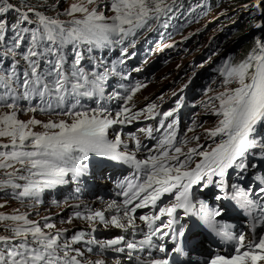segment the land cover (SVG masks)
<instances>
[{
	"label": "snow or ice",
	"instance_id": "obj_1",
	"mask_svg": "<svg viewBox=\"0 0 264 264\" xmlns=\"http://www.w3.org/2000/svg\"><path fill=\"white\" fill-rule=\"evenodd\" d=\"M262 3L264 0H256L253 7L261 10ZM175 6V0L172 4L167 0H77L64 11L63 15L71 18L65 23L45 14L47 7L54 5L45 7L39 0L36 4L0 0V196L34 206L41 202L45 190L75 182L79 191L82 179L90 174V157L100 158L97 165L122 161L134 164L140 174L117 185L122 189L123 203L108 205L116 214L108 218L101 210L75 211L73 218L124 231L135 229L137 219L147 226L139 241H127L123 236L104 242L85 241L83 231L69 236L48 217L42 223L19 209L10 215L0 213V233H7L0 234V264H106L102 258L86 259V253L94 249L84 248L82 242L95 244L101 253L127 250L134 264H200L199 242L186 240L178 210L197 217L221 240L235 242L234 255H215L204 264L264 261V176L256 177L259 183L255 189L231 185L232 195L226 193L229 170L244 179L257 167V160L264 166V41L257 40L256 49L243 62L226 63L220 72L224 90L202 102L219 118L214 128L206 130L214 146L188 147L191 141L198 142L199 136L177 139L174 112L181 101L174 110L163 113L154 112L156 104L133 112L134 105L129 102L140 84L125 88L123 96L117 91L106 94L108 78L116 68H107L96 50L119 44L121 54L127 56L125 42L134 47L151 23L160 22ZM11 13L15 17L10 20ZM163 27H168L167 21ZM255 27L264 25L257 23ZM113 100L123 101L115 113L108 106ZM29 113L33 115L27 121L20 119ZM37 113L50 118L41 121L35 118ZM145 113L148 119L162 116L155 131L164 129L165 133L154 149H147L144 159L137 160L120 150L119 134L108 138V130ZM169 117L172 120L166 124ZM36 127L43 131H34ZM140 131L155 138L151 127ZM142 147L137 139L136 149ZM195 185L202 189L213 186L225 194L217 195V200L235 201L251 218L252 239L246 242L244 233L234 235L229 225L218 221L221 211L210 209L204 201L197 206L192 191ZM165 195L171 198L167 203L162 200ZM157 201L162 206L158 207ZM149 206L155 214L136 215L138 209ZM154 237L165 243H154ZM152 249L162 255H153ZM144 252L148 258H133V253Z\"/></svg>",
	"mask_w": 264,
	"mask_h": 264
},
{
	"label": "rangeland",
	"instance_id": "obj_2",
	"mask_svg": "<svg viewBox=\"0 0 264 264\" xmlns=\"http://www.w3.org/2000/svg\"><path fill=\"white\" fill-rule=\"evenodd\" d=\"M249 1L250 0H247L246 4L243 6L245 9H242V6H239L234 10L230 11L228 10L230 9L229 7H232V4L230 3L226 6H221L219 4L216 7L209 8L206 10L204 17L201 16L199 21L195 22L191 26L186 27L178 36L173 39V42L168 44L171 45V47H169L168 45L154 46L153 53L162 52V57L165 62L162 63V66L160 65L159 71L156 73V75L149 82H147V87H141L140 90L136 92L135 96L133 97V100L129 102L130 105H134L132 111H140L146 108L149 104H154V100L157 104H163L168 99L165 96L169 95V91L175 93V96L171 102L173 104H176L178 101H184V103L181 104L185 105L184 111H187L186 107H189L192 110V113L187 112L184 116L186 122L187 137L189 139L192 136L200 137V140L198 142L191 141L188 146L196 147L197 144L214 146L212 139L206 135V130L214 128L215 125L218 123L219 118L216 115L212 114L210 110H207L204 107V104L202 103L207 102L209 100V97L212 96L209 95L206 97V99L198 101L201 96L194 95L192 93L189 94V92L186 93L187 86L185 85L190 83V81L192 80L191 78L194 77V74L197 72V69H204L210 63V58L203 53L206 44H208L211 39L216 35L223 34L225 32L224 28H228L230 24H234L237 22L240 23L241 14H248L255 10L258 13L259 18L257 23L264 25V12L262 11L264 3H262L261 10H257L253 7V4L256 2V0L253 2ZM43 2L50 3L46 6H55L51 8L47 7V15L53 18H58L60 21H64L66 19H70V17L63 15L64 11L68 9L71 4L76 3L77 0H45ZM246 5L247 8L245 7ZM107 14L110 15L109 12ZM236 15L238 16L237 19L234 18ZM232 19L234 20L232 21ZM256 29L260 31V37H264V27H254L253 30ZM166 41L167 40H165V42ZM142 43H146V45L151 48L146 39H143ZM226 44L228 43H224L223 45ZM236 45L237 41L228 44L225 49L226 51H233L235 50ZM124 46H127V49L131 47L127 41L125 42ZM121 48L122 46L119 44H112L104 49L112 52L121 53ZM209 73L210 71L207 70L204 75H208ZM174 77L175 79L173 80ZM216 83L217 82H215L214 84ZM220 89L221 88H217L214 90H219V92H221L222 90ZM214 90H212L211 92L213 93ZM122 105L123 101L121 100L119 102V106L121 107ZM193 115H195L196 118L193 117ZM31 116L32 115H21L20 119L27 121ZM35 118L41 121H47L39 118L37 115H35ZM189 128H192L193 131H188ZM254 170L255 169L253 168L250 171ZM234 176L235 174L232 173L230 179H233ZM211 187L212 186H209L207 189H210ZM4 198L0 197V204L5 205V207L0 208V213L4 215L14 214L17 209H19V212L21 213H28L27 211L33 210L43 211L48 209L43 199L40 200L41 202L39 204L33 206V204L28 201L22 204L20 201L17 200H11V202H8V198ZM72 208L73 207L65 208L64 216L66 220H68L70 215L76 211ZM30 219L35 220V216L30 215ZM0 227H3V225L0 224ZM3 234L6 235L7 233L3 232Z\"/></svg>",
	"mask_w": 264,
	"mask_h": 264
},
{
	"label": "trees",
	"instance_id": "obj_3",
	"mask_svg": "<svg viewBox=\"0 0 264 264\" xmlns=\"http://www.w3.org/2000/svg\"><path fill=\"white\" fill-rule=\"evenodd\" d=\"M43 1L45 0H39V2L42 3L45 7H47L46 5L50 4ZM253 1L255 0H250L249 2ZM11 2L13 4H23L25 0H11ZM29 2L32 4H36L38 0H29ZM246 2L247 0H175L176 6L173 8V11L168 13L167 16L161 17V20L155 29V33L158 36H171L178 22L181 25H192L197 20H199L201 16L204 17L206 10L209 8L216 7L219 4L221 6H226L230 3L232 4V7H229L230 9H228L230 11L239 6H242V9H245L243 6L246 4ZM167 3L172 4L173 0H167ZM262 11L264 12V7L262 8ZM14 17L15 13H11L9 19L11 20ZM234 18L237 19L238 16L236 15ZM240 19V23L237 22L234 24H230L228 28H224L225 32L223 34L216 35L208 44H206L203 53L213 59L217 55L226 52L225 48L228 46V44L237 41V45L235 46L234 50L235 52H226L227 59H224L223 57L218 58L210 68V73L208 75H200V80L206 81L213 76L219 77L221 75V69L226 63L235 65L243 62L248 57V55L256 49L257 40L264 41V37H260V31L257 29L253 30L257 21L259 20L258 13L255 10L248 14H241ZM233 20L234 19H232V21ZM165 21H167L168 23L167 28L163 27V23ZM224 43L228 44L223 45ZM199 90L201 91L200 88ZM0 197L4 198L3 196ZM7 200L8 202H11L12 199L9 198Z\"/></svg>",
	"mask_w": 264,
	"mask_h": 264
},
{
	"label": "bare ground",
	"instance_id": "obj_4",
	"mask_svg": "<svg viewBox=\"0 0 264 264\" xmlns=\"http://www.w3.org/2000/svg\"><path fill=\"white\" fill-rule=\"evenodd\" d=\"M45 13H46V12H45ZM193 187H194V186H193ZM188 233H189V231L186 232V238H188Z\"/></svg>",
	"mask_w": 264,
	"mask_h": 264
}]
</instances>
